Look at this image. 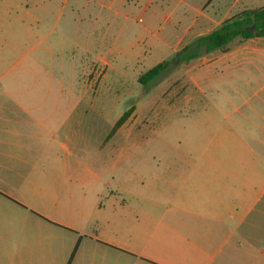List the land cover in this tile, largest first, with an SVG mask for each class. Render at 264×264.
<instances>
[{
  "label": "crops",
  "instance_id": "crops-1",
  "mask_svg": "<svg viewBox=\"0 0 264 264\" xmlns=\"http://www.w3.org/2000/svg\"><path fill=\"white\" fill-rule=\"evenodd\" d=\"M79 1L108 35L113 20L123 32L147 16L126 45L96 50L137 61L144 45L176 52L262 0ZM249 41L203 58V149L223 157L94 156L79 82L42 78L41 58L28 66L0 94V264H264V37Z\"/></svg>",
  "mask_w": 264,
  "mask_h": 264
},
{
  "label": "rangeland",
  "instance_id": "rangeland-1",
  "mask_svg": "<svg viewBox=\"0 0 264 264\" xmlns=\"http://www.w3.org/2000/svg\"><path fill=\"white\" fill-rule=\"evenodd\" d=\"M263 3L264 0L257 3L256 8H262L259 6ZM197 6L203 12V6ZM87 8L79 0H45L38 4L0 0V94L18 88V79L30 77L25 69L41 58L46 63V69L39 70L42 78H53L56 83L79 82V93L86 96L80 102L81 111H89L90 116L94 111V123L86 134L88 151L94 156L100 154L102 145L106 147L101 154L113 159L228 156L226 149L209 154L203 149L208 133L203 125V111L208 108L203 102L205 55L189 63L179 62L176 56L184 42L170 54L163 53L160 47L144 45L141 48L145 53L137 61L124 60L123 54L98 53L96 50L109 42L113 46L126 45L132 30L146 26L148 19L136 11L130 28L127 26L123 32V21L113 20L108 35L105 22L95 21V16L90 18L88 14L92 13ZM231 15L221 12L217 22ZM249 42L236 40L220 51L228 52ZM76 44L84 49L76 50ZM63 46L64 53L60 51ZM44 49L54 52L43 54ZM103 59H110L111 65L103 67ZM161 60L170 62L167 71L148 87L141 86L139 76ZM131 109L133 114L126 124L106 142L120 117Z\"/></svg>",
  "mask_w": 264,
  "mask_h": 264
},
{
  "label": "trees",
  "instance_id": "trees-1",
  "mask_svg": "<svg viewBox=\"0 0 264 264\" xmlns=\"http://www.w3.org/2000/svg\"><path fill=\"white\" fill-rule=\"evenodd\" d=\"M264 37V7L246 10L223 23L209 35L195 39L186 46L176 58L179 62L189 63L214 51L224 50L236 40L246 41L253 38ZM170 66L169 61H163L152 69L141 74L138 83L148 87L151 83L161 78ZM133 114V109L125 112L116 123L109 138L123 127Z\"/></svg>",
  "mask_w": 264,
  "mask_h": 264
}]
</instances>
